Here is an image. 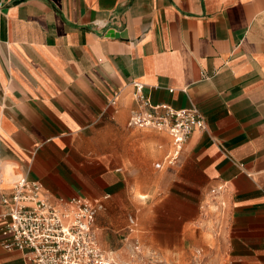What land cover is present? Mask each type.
<instances>
[{"label":"crops","instance_id":"crops-1","mask_svg":"<svg viewBox=\"0 0 264 264\" xmlns=\"http://www.w3.org/2000/svg\"><path fill=\"white\" fill-rule=\"evenodd\" d=\"M133 82L206 119L171 164L168 133L127 125ZM20 175L92 201L110 253L179 247L225 184L228 257L264 264V0H0V216Z\"/></svg>","mask_w":264,"mask_h":264},{"label":"built area","instance_id":"built-area-1","mask_svg":"<svg viewBox=\"0 0 264 264\" xmlns=\"http://www.w3.org/2000/svg\"><path fill=\"white\" fill-rule=\"evenodd\" d=\"M132 84L137 108L127 124L165 130L173 146L165 160L175 162L190 134L206 128L204 115L193 106L176 109L166 103L152 105L143 91L144 84ZM226 191L225 184L207 190L197 222H211L220 229L227 210ZM1 200L6 207L0 216V246L4 250L19 251L33 264H114L92 227V201L80 196L53 200L39 182L26 175L17 177L9 198Z\"/></svg>","mask_w":264,"mask_h":264},{"label":"rangeland","instance_id":"rangeland-1","mask_svg":"<svg viewBox=\"0 0 264 264\" xmlns=\"http://www.w3.org/2000/svg\"><path fill=\"white\" fill-rule=\"evenodd\" d=\"M134 127L156 131L163 135L167 133L165 130L150 126ZM161 149L163 154L165 147ZM158 158L159 156L156 154L152 161ZM148 170L154 174L153 164ZM193 227L197 230L195 237L185 240L181 238L177 248L169 247L157 251V249L141 245V248L137 249L135 247L138 244H135V240L140 238L137 231L127 239V246L122 249L113 253L104 248L103 250L114 260V264H240L231 261L228 257L223 228H216L211 222H196ZM168 242L171 243L170 240Z\"/></svg>","mask_w":264,"mask_h":264}]
</instances>
